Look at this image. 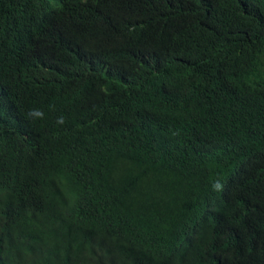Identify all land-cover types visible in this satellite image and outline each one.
<instances>
[{
	"label": "trees",
	"instance_id": "1",
	"mask_svg": "<svg viewBox=\"0 0 264 264\" xmlns=\"http://www.w3.org/2000/svg\"><path fill=\"white\" fill-rule=\"evenodd\" d=\"M0 82V264H264V0H0Z\"/></svg>",
	"mask_w": 264,
	"mask_h": 264
},
{
	"label": "clouds",
	"instance_id": "2",
	"mask_svg": "<svg viewBox=\"0 0 264 264\" xmlns=\"http://www.w3.org/2000/svg\"><path fill=\"white\" fill-rule=\"evenodd\" d=\"M8 103V89L3 83L0 82V108L5 107ZM58 122L63 123V118H60ZM212 187L214 191H220L222 190L223 185L219 180H217L213 183Z\"/></svg>",
	"mask_w": 264,
	"mask_h": 264
}]
</instances>
